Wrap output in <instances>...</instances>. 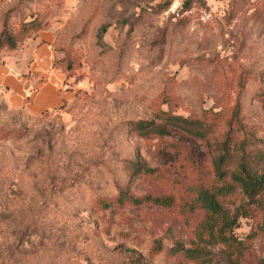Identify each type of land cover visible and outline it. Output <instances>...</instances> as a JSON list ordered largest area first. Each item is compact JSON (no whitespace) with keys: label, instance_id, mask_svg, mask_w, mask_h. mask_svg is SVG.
<instances>
[{"label":"rangeland","instance_id":"374dc122","mask_svg":"<svg viewBox=\"0 0 264 264\" xmlns=\"http://www.w3.org/2000/svg\"><path fill=\"white\" fill-rule=\"evenodd\" d=\"M38 31L73 95L39 113L0 95V264H259L264 188L247 199L212 159L234 108L264 147V0H0V58L4 32ZM162 111L205 137L131 129ZM222 182L224 237L201 199Z\"/></svg>","mask_w":264,"mask_h":264},{"label":"trees","instance_id":"16d2710c","mask_svg":"<svg viewBox=\"0 0 264 264\" xmlns=\"http://www.w3.org/2000/svg\"><path fill=\"white\" fill-rule=\"evenodd\" d=\"M2 36L9 49H14L19 43L18 40L16 41L17 38H14L13 35H9L7 32H4ZM52 65H54L53 62ZM160 118V122L153 121L152 119H137L130 121L129 125L131 129L138 131L141 135H145L148 132L163 135L168 133L167 126L170 122L180 125L188 133L205 137L203 134L207 127L197 118H189L179 114H167L164 111L160 112ZM228 122L229 124L222 138L216 142V152L212 159V172L217 179L226 181V178H228L233 185L234 183L237 185L247 199H253L264 188V147L251 141L249 138L250 133L238 119L236 108L230 112ZM229 188H231L229 183L222 182L220 186L213 188V190L203 188L201 192L203 206L211 214L210 220H208V229H215L220 237H224V229L230 225V221L232 222V220H228L226 213L217 214V212H220L221 206L215 195L217 192L227 191ZM124 195L125 192L120 191L115 200H124L126 198V195ZM138 200V197L133 196L131 201L135 202ZM109 203L110 200H102L104 206H107ZM213 216L219 220H213ZM194 250V248H182L179 245L171 248L172 252L188 251L191 253ZM259 264H264V255L259 260Z\"/></svg>","mask_w":264,"mask_h":264},{"label":"crops","instance_id":"0c3cea01","mask_svg":"<svg viewBox=\"0 0 264 264\" xmlns=\"http://www.w3.org/2000/svg\"><path fill=\"white\" fill-rule=\"evenodd\" d=\"M50 37L38 31L27 36L17 53L3 50L0 58V95L8 105L28 113L67 102L72 90L65 75L52 65Z\"/></svg>","mask_w":264,"mask_h":264}]
</instances>
